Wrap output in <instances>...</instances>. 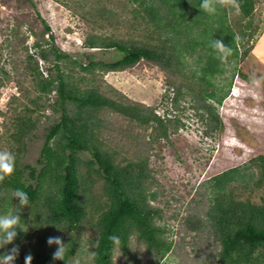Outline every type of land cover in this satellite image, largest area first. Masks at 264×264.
<instances>
[{"label":"rangeland","instance_id":"obj_1","mask_svg":"<svg viewBox=\"0 0 264 264\" xmlns=\"http://www.w3.org/2000/svg\"><path fill=\"white\" fill-rule=\"evenodd\" d=\"M32 1L31 5L28 0H0V150L16 153L11 150L10 137L15 118L31 115L37 127L19 153V165L38 170L46 129L59 120V113L49 107L56 94L52 92L39 98L37 79L29 69L37 60L45 76L51 67L33 47L36 34L40 37L43 33V18L50 26L56 45L70 55L60 62V68L78 88L94 87L113 99L157 109L163 116L168 115L166 106L168 110L173 108L166 135L156 132L154 122L144 128L138 121L111 109L96 113L99 124L94 129H99L96 130L98 141L112 154L114 162L119 165L129 160L145 162L147 177L143 185L147 195L155 193V197H148L147 203L158 210L154 222L163 228L165 241L171 243L168 252L160 255L147 249L133 234L128 239L126 252L115 246L113 264H220V244L207 215L213 202V177L230 168H240L243 179L239 177L227 184L230 195L236 200L264 205V180L256 183L260 165L255 161L257 156H264V0H255L252 15L237 25L234 22L238 18L233 19L236 17L233 11H227L228 23L238 26L235 29L239 36H242L239 29L245 34L237 41L238 54L220 59L224 70L210 77V86L197 80L202 65L200 57L208 51L201 44L193 51H185L173 70H165L145 59L122 71L89 72L71 62L77 59L87 63L84 56L90 52L94 60L105 62L121 56L114 48H84L82 42L90 33L147 44H169L165 34L160 36L139 16L136 1ZM14 35H17L15 39ZM11 38L14 42L9 44ZM178 84L194 85L200 92L201 102L189 86L183 85L177 106L170 99L166 103L163 97L174 96L173 86ZM206 87L207 91H218L223 96L221 101L200 90ZM233 91L238 96H232ZM212 112L218 114L219 123L213 120ZM57 140L55 135L51 143ZM77 156L84 161L92 157L86 150L78 151ZM29 169L25 167L23 178L34 183ZM79 170L93 180L86 196L90 198L89 213L79 234L78 249L65 264H93L96 231L89 221H94L106 201L103 179L88 172L84 163ZM23 227L29 230V225ZM68 235L64 229L50 232V237L59 236L64 244ZM26 239L14 240L12 244L20 247ZM45 241L42 244H48ZM42 248L43 254L50 256L56 251V248ZM54 261L51 257L48 264Z\"/></svg>","mask_w":264,"mask_h":264},{"label":"trees","instance_id":"obj_2","mask_svg":"<svg viewBox=\"0 0 264 264\" xmlns=\"http://www.w3.org/2000/svg\"><path fill=\"white\" fill-rule=\"evenodd\" d=\"M28 1L32 5L33 1ZM132 1L139 5L136 10L139 16L160 36L165 34L170 43L147 44L90 33L82 42L84 48H114L121 56L112 62H105L94 60V54L90 52L84 56L87 63L75 59L71 61L73 64L89 72L96 69L122 71L145 59L165 70H173L177 68L175 66L180 63L185 51H193L201 44L208 51L200 57L202 65L197 80L210 86V77L224 70L217 53L210 47L211 41L221 40L232 49L231 56H236L237 41L243 39L245 32L239 29L242 33V36H239L235 29L238 26L234 25L251 16L255 6V0H239V13L234 9L225 8L218 9L215 15H209L199 8L201 0ZM227 11H233L236 16H233V19L238 18L234 25L228 23ZM41 21L44 24L43 33L40 37L35 33L37 40L33 47L44 62H50L51 67L47 68L45 76L39 70L37 60L29 69L37 79L39 98L52 92L56 94L49 107L59 113V120L46 129V140L41 148L42 157L38 160L41 167L37 170L30 165L25 166L30 168L29 175L35 179L33 183L23 178L25 167L19 165V153L37 125L31 115L15 118L10 135L13 142L11 150L16 152L15 171L0 182V214L19 213L21 225H29V230L25 232L19 227L16 229L18 235L15 240H28L22 243L25 245L19 247V255L14 264H25V256L28 254L33 257L31 264H48L52 256L43 254L42 247L52 250L57 246L42 243L46 242L45 239L48 240L51 231L58 229H64L69 235L65 243L64 260H55L53 264H65L78 249L79 234L89 213L87 203L90 198L87 199L86 196L93 182L92 178L79 170L81 163L87 166L88 172H93L103 179V192L106 196V201L94 221H89V225L96 231L93 264H113L112 253L115 246H120L126 252L128 239L133 234L144 242L147 249L164 255L170 249L171 243L165 241L162 236L163 228L154 222L158 210L149 207L147 203L148 197H155V193L147 195L146 186L143 185L147 177L145 162L129 160L124 165L115 163L112 154L100 146L97 133L99 129L94 128L99 124L96 113L104 109H111L138 121L144 128L154 122L156 132L162 135L167 134V122L172 121L171 117L163 116L157 109L153 110L143 104L133 105L105 96L94 87L78 88L75 81L60 68V62L70 58V55L56 45L50 26L43 18ZM46 34L48 37L44 38ZM16 36L14 35V39ZM14 39L11 38L9 44L13 43ZM9 44L6 45L7 48ZM174 82L175 79L171 81L172 84ZM183 85L189 86L201 102L200 92L192 87L194 85L189 84L173 86L174 96L169 97L167 94L163 97L165 102L168 103L170 99L176 107ZM207 89L206 87L200 90L204 91L206 96L221 101L223 96L219 95L218 91ZM32 102L37 104L35 100ZM165 110L167 114L171 112L168 106ZM211 115L214 121L220 122L217 113L212 112ZM55 135H58V140L53 144L51 138ZM85 150L92 155L87 161L77 156L78 151ZM255 161L260 165V177L256 182L259 184L264 180V156H257ZM239 174H242L241 169L234 167L213 177V202L207 210V215L220 244L218 260L220 264H264V205L254 204L249 200H236L227 190L229 182L243 177ZM17 188L28 193L29 205L21 208L19 199L12 197ZM34 237L35 240L32 239ZM27 241L32 244H26ZM13 246L15 244L0 248V255Z\"/></svg>","mask_w":264,"mask_h":264},{"label":"clouds","instance_id":"obj_3","mask_svg":"<svg viewBox=\"0 0 264 264\" xmlns=\"http://www.w3.org/2000/svg\"><path fill=\"white\" fill-rule=\"evenodd\" d=\"M199 8L203 12L209 15H215L218 9L231 8L237 13L240 12L239 0H201ZM210 47L217 53V58L224 60L232 54V49L226 46L221 40L213 39L210 43ZM171 112L167 115L170 116ZM171 117V116H170ZM15 160L16 157L11 151L0 150V182L11 176L15 171ZM12 197L19 199V206L22 208L29 205L28 193L23 189L17 188L13 193ZM22 231H27V228L21 225V217L19 213L13 214L8 212L6 214H0V248H4L6 245L12 244L18 233L17 228ZM49 246L56 245V251L53 253V260H64L65 244L62 238L59 236L49 237L47 240ZM19 255V246H13L3 255H0V264H14L17 256ZM32 255L28 254L25 256V264H31Z\"/></svg>","mask_w":264,"mask_h":264},{"label":"bare ground","instance_id":"obj_4","mask_svg":"<svg viewBox=\"0 0 264 264\" xmlns=\"http://www.w3.org/2000/svg\"><path fill=\"white\" fill-rule=\"evenodd\" d=\"M232 96H238V93L236 91H233Z\"/></svg>","mask_w":264,"mask_h":264},{"label":"built area","instance_id":"obj_5","mask_svg":"<svg viewBox=\"0 0 264 264\" xmlns=\"http://www.w3.org/2000/svg\"><path fill=\"white\" fill-rule=\"evenodd\" d=\"M157 112H158L159 114H161L159 110H157Z\"/></svg>","mask_w":264,"mask_h":264}]
</instances>
